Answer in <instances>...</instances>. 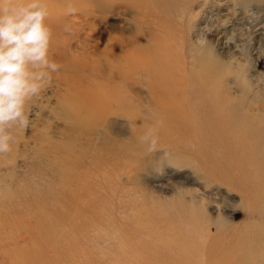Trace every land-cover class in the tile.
Masks as SVG:
<instances>
[{
  "label": "rangeland",
  "instance_id": "obj_1",
  "mask_svg": "<svg viewBox=\"0 0 264 264\" xmlns=\"http://www.w3.org/2000/svg\"><path fill=\"white\" fill-rule=\"evenodd\" d=\"M45 2L49 11L66 12V25L71 20L72 25L76 22V38H71V30H75L72 26L69 32L63 30V36H70L74 52L83 51L77 43L84 36L96 44L101 31L135 38L141 33L145 38L152 36L149 30L156 38L147 42L146 49L164 52L166 61L162 63L175 77L164 82L160 65H154L155 76L149 71L152 77L145 71H132L134 79L121 92L130 106L122 107L121 114H112L95 137L105 156L121 145V159L109 161L119 165H101L106 174L75 178L77 174L73 173L69 177L65 165L69 159L57 157L65 151L61 144L54 146L52 156L43 161L35 150L36 134H44L47 123L52 127L63 125L52 110L57 85L52 81L37 101L29 102L33 113L29 128L17 130L16 142L11 145L14 150L0 154V264H264V0ZM69 5L74 12L68 11ZM133 46L121 45V53ZM147 82L156 86L150 92L152 96L146 90ZM233 115L240 120L238 134L234 127L228 128L229 122L233 125ZM150 130L157 138L152 152L143 139ZM50 145L44 143L46 148ZM72 178L75 182L68 183Z\"/></svg>",
  "mask_w": 264,
  "mask_h": 264
},
{
  "label": "bare ground",
  "instance_id": "obj_2",
  "mask_svg": "<svg viewBox=\"0 0 264 264\" xmlns=\"http://www.w3.org/2000/svg\"><path fill=\"white\" fill-rule=\"evenodd\" d=\"M89 10V9H88ZM144 11V10H139ZM87 12V11H86ZM94 12V11H92ZM99 13V12H98ZM66 14V12H65ZM63 13H60L59 11H49V17L47 19V23L50 26L52 30V38L50 42V48H49V59L56 62L59 65V69L57 72L52 73V81H54L55 85H57V91L55 89L54 94L57 95V100L55 102V106L52 110H55V116L60 117L63 120L62 127H52L51 123H47L44 125V129L42 131H45L44 134L42 132H39V134H36L35 137V144L37 148L35 149L37 151V154L39 156H42V160L46 156H52L50 155V151L52 148L56 145L61 144L65 151L58 153L57 157H61L62 160L69 159V162L65 165L69 168V177L72 176V174H77L74 176L77 178L79 175L85 176V175H94V174H106V170H103L101 165H113V168L116 167L119 164H111L114 162H109L113 158L119 159L121 156V145H119L118 148H116L112 153L105 156L104 153H102V146L99 144L98 140H96V135H99L100 127L103 125V122L106 123V121L110 118L112 114H121V108H125L130 106L126 105V100L124 96L121 94L122 89L127 88V86L130 84V82L134 79V75L132 76L131 73L133 72H146L150 77H152L151 74H149V71L153 72L155 76V70L154 65L159 66L160 74L162 80L167 83V81H171V79L174 76L173 73H171L168 70V67L164 65L162 62H165L166 59L165 53L162 52H156V50L152 49H146L148 47L149 40H155L156 37L154 33H151L149 30L147 31L148 34L152 35L151 37L146 35L147 37L143 38L141 37V33H137V37H131L126 34H114L109 31H101V34L97 36V40H99L96 44H91L89 42L90 37L84 36L79 43V46L83 50L81 53H76L72 49V42L71 38H76L78 36V28L75 25L76 22L70 21L71 23H66L67 15ZM95 14V13H93ZM135 18V17H134ZM135 23L139 26L140 24L137 23V19L135 20ZM146 24V23H145ZM66 25V27H64ZM69 26H72L75 30H71V38L70 36H63V30L64 32H69ZM148 29L150 25L147 26ZM138 28V27H137ZM140 29V28H139ZM141 31V29H140ZM143 33V32H142ZM74 34V36H73ZM90 35V34H89ZM144 35V34H143ZM145 36V35H144ZM134 46L126 53H121V45H128ZM70 45V46H69ZM152 45V43H151ZM175 46V45H174ZM165 49H168V47H165ZM163 50V49H161ZM186 50V49H185ZM186 53V52H185ZM189 55V54H188ZM156 61V62H155ZM65 63L64 65H61V63ZM157 70V71H159ZM133 71V72H132ZM157 74V73H156ZM189 75V74H188ZM197 75V74H196ZM153 76V77H154ZM157 77V76H156ZM133 78V79H132ZM188 78V77H187ZM197 78V77H196ZM138 79L140 77L138 76ZM147 81H149L152 78H146ZM160 80V79H158ZM188 80V79H187ZM141 81V80H140ZM218 81V80H217ZM135 82V81H134ZM133 82V83H134ZM139 82V81H138ZM142 82V81H141ZM145 82V81H144ZM161 82V80H160ZM191 82V81H190ZM52 83V82H51ZM140 83V82H139ZM163 83V81L161 82ZM214 83V82H213ZM172 84V83H171ZM180 84V83H179ZM198 84V83H197ZM216 84V83H215ZM219 84V82H218ZM146 90H148L149 96H152L150 92H152L156 86L154 84H150L147 82L145 83ZM168 85V84H167ZM189 85V84H188ZM159 86V85H158ZM164 86V85H163ZM161 87V86H160ZM170 87V85H169ZM168 87V88H169ZM204 87V86H203ZM207 87V86H206ZM213 87V86H212ZM167 88V87H166ZM182 88V87H181ZM219 88V87H217ZM200 89V88H199ZM203 89V88H202ZM212 89V88H211ZM53 90V89H52ZM166 90V89H165ZM169 90V89H168ZM216 90V89H215ZM171 91V90H169ZM196 91V90H195ZM200 91V90H199ZM45 92V91H44ZM156 92V91H155ZM182 92V91H181ZM194 92V91H193ZM201 92V91H200ZM47 93V92H46ZM161 93V92H160ZM196 93V92H195ZM199 93V92H198ZM210 93V90H209ZM212 93V92H211ZM159 94V92H158ZM177 94V93H176ZM179 94V93H178ZM183 93H181L182 95ZM197 94V93H196ZM42 95V92L41 94ZM156 95V94H155ZM203 95V92H202ZM47 96V95H46ZM196 96V95H195ZM198 96V95H197ZM200 96V95H199ZM43 97V96H42ZM56 97V96H55ZM188 97V96H187ZM50 98V97H49ZM177 98V97H176ZM42 99V98H41ZM40 99V100H41ZM169 99V98H168ZM188 99V98H187ZM211 99V98H210ZM214 100V98H212ZM152 100V99H151ZM171 100V99H170ZM174 100V99H173ZM202 100V98H201ZM32 101H37V98H35ZM50 101V100H49ZM180 101V100H179ZM196 101V100H195ZM204 101V97H203ZM202 101V102H203ZM206 101V100H205ZM210 101V100H209ZM175 102V101H174ZM190 102V101H189ZM227 102V101H225ZM39 103V102H38ZM47 103V102H46ZM177 103V102H175ZM193 103V102H192ZM201 103V102H200ZM222 103V102H221ZM37 104V103H36ZM207 104V103H206ZM209 104V103H208ZM212 104V103H211ZM210 104V105H211ZM217 102L214 104L216 105ZM223 104V103H222ZM39 108L43 106V100L39 104ZM53 105V104H52ZM203 105V104H202ZM209 105V106H210ZM184 106V105H183ZM208 106V107H209ZM219 106V105H218ZM175 107V105H174ZM182 107V106H180ZM197 107V106H196ZM206 107V106H205ZM222 107V106H221ZM122 108V109H123ZM164 108V107H163ZM191 108V107H190ZM216 108V107H212ZM35 109V108H34ZM37 109V108H36ZM43 109V108H42ZM174 109V108H173ZM179 109V108H178ZM183 109V108H182ZM211 109V108H210ZM218 107L216 108V110ZM221 109V108H220ZM167 110V109H166ZM184 110V109H183ZM187 110V109H185ZM223 110V109H222ZM33 111V109H32ZM168 111V110H167ZM178 111V110H177ZM214 111V110H213ZM224 111V110H223ZM53 112V111H52ZM51 112V113H52ZM174 112V111H173ZM171 112V113H173ZM54 113V112H53ZM52 113V114H53ZM176 113V112H175ZM219 113V112H218ZM234 113V112H232ZM211 114V113H210ZM180 116V115H179ZM197 116V113H196ZM210 116V115H209ZM217 116V115H216ZM221 116V115H220ZM223 116V115H222ZM236 116V115H235ZM234 115L232 118L236 121H232L233 125H230L231 123H228L229 127H234V129L240 132V120L238 117H235ZM178 117V116H177ZM213 117V116H211ZM244 118V116L242 115ZM53 118V117H51ZM172 118V117H171ZM174 118V116H173ZM186 118V117H185ZM193 118V117H192ZM199 118V117H198ZM218 118V117H217ZM242 118V120H243ZM175 119V118H174ZM188 119V118H187ZM212 119V118H211ZM214 119V118H213ZM192 120V119H191ZM204 120V119H203ZM181 121V120H180ZM215 121V120H214ZM221 121V120H220ZM45 122V121H44ZM178 122V121H177ZM174 122V123H177ZM183 122V121H182ZM242 122V121H241ZM245 122V121H244ZM104 123V124H105ZM224 122H222L223 125ZM185 124V123H184ZM220 124V123H219ZM226 124V123H224ZM248 124V123H247ZM178 125V124H177ZM183 125V124H181ZM179 126V125H178ZM205 126V125H204ZM224 126V125H223ZM222 126V127H223ZM226 126V125H225ZM224 126V127H225ZM251 126V125H247ZM42 128V127H41ZM104 128V127H103ZM227 128V127H225ZM255 128V127H254ZM216 129V128H215ZM187 130V129H186ZM224 130V129H223ZM222 130V131H223ZM234 130V131H235ZM220 131L219 135L223 136L224 132ZM186 132V131H185ZM195 132V130H194ZM20 133V131H19ZM37 133V132H36ZM229 133V132H228ZM35 134V133H34ZM33 134V135H34ZM218 134V133H217ZM238 134V133H237ZM235 134V136L237 135ZM248 134L251 136L252 134L248 132ZM257 137H259L258 133H255ZM228 135V134H227ZM254 135V136H256ZM195 136V135H194ZM226 136V135H225ZM230 136V135H228ZM252 136V137H254ZM262 136V135H261ZM239 137V136H238ZM18 138V137H17ZM47 138V139H46ZM197 138V135H196ZM199 138V137H198ZM251 138V137H249ZM240 139V138H238ZM237 139V140H238ZM26 140V139H25ZM257 140V139H256ZM197 141V139H196ZM34 142V141H33ZM205 142V141H204ZM222 142V141H221ZM225 142V140H224ZM223 142V143H224ZM44 143L47 145L50 143V147L46 148L44 147ZM239 143V142H238ZM264 143V142H263ZM30 144V143H29ZM258 144V143H257ZM20 145V144H19ZM234 145V143H233ZM241 146V145H240ZM15 147V146H14ZM29 147V146H28ZM57 147V146H56ZM220 147V146H219ZM239 147V145L237 146ZM244 147V146H243ZM249 147V146H248ZM251 147V146H250ZM264 147V146H263ZM262 147V149H263ZM27 148V147H26ZM223 148V147H222ZM242 148V147H241ZM247 148V147H246ZM246 148L244 150H246ZM255 148V147H254ZM225 149V148H224ZM260 149V147H258ZM14 150L13 147L11 148V151ZM29 150V149H28ZM226 150V149H225ZM242 150V149H240ZM251 150V149H250ZM264 150V149H263ZM10 151V152H11ZM16 151V150H15ZM18 151H20L18 149ZM26 151V150H24ZM35 151V152H36ZM247 151H249L247 149ZM33 152V151H32ZM243 152V151H242ZM241 152V154H242ZM245 152V151H244ZM52 153V152H51ZM256 153V152H255ZM260 153V152H259ZM15 154V153H14ZM30 154V152L28 153ZM34 154V152H33ZM251 154V153H250ZM16 155V154H15ZM245 155V153L243 154ZM258 155V153H257ZM30 156V155H29ZM56 156V155H55ZM73 156V158L71 157ZM247 156V155H246ZM253 156V155H252ZM12 157V156H11ZM37 157V156H35ZM108 157L109 159H107ZM22 158V157H20ZM31 159L33 157H30ZM258 158V157H257ZM6 159V158H5ZM41 159V158H40ZM49 162H52L50 157H47ZM53 159V157H52ZM121 159V158H120ZM252 159V158H251ZM41 160V161H42ZM24 161V160H23ZM37 161V160H36ZM44 161V160H43ZM46 161V160H45ZM67 161V160H65ZM3 162V161H2ZM5 162V161H4ZM250 162V161H249ZM248 162V163H249ZM252 162V160H251ZM48 163V162H47ZM246 163V162H245ZM42 164V163H41ZM4 165V164H2ZM45 166V163H43ZM42 165V166H43ZM58 165V164H57ZM56 165V166H57ZM29 166V165H28ZM60 166V164H59ZM258 166V165H257ZM37 167V166H36ZM254 167V166H253ZM251 167V168H253ZM261 167V166H260ZM47 168V167H46ZM62 168V167H61ZM256 169V165L254 167ZM253 168V169H254ZM28 170V169H27ZM26 170V171H27ZM61 170V169H60ZM258 170V169H257ZM261 170V169H260ZM260 170L258 173H260ZM264 170V169H263ZM55 171V170H54ZM59 171V170H58ZM60 172V171H59ZM262 172V171H261ZM43 173V172H42ZM58 173V172H57ZM97 174V175H98ZM49 175V173H48ZM59 175V174H58ZM47 176V175H46ZM51 176V175H50ZM54 176V175H53ZM52 176V177H53ZM101 177V176H100ZM60 178V177H59ZM58 178V179H59ZM95 178V177H94ZM93 178V180H94ZM55 179V178H54ZM80 179V178H79ZM96 179V178H95ZM101 179V178H100ZM11 180V179H10ZM32 180V179H31ZM88 180V179H87ZM21 181V180H20ZM53 181V180H52ZM80 181V180H79ZM44 182V181H42ZM75 180L69 179L68 183H73ZM77 182V181H76ZM87 182V181H84ZM93 182V181H92ZM97 182V181H96ZM57 183V181H56ZM79 183V182H77ZM95 183V182H94ZM8 183H6L7 185ZM36 184V183H35ZM49 184V183H48ZM21 185V184H20ZM37 185V184H36ZM47 185V184H45ZM53 185V184H52ZM74 185V184H73ZM85 185V183H84ZM83 185V186H84ZM43 186V185H42ZM71 186V185H70ZM80 187V184L78 185ZM90 186V185H89ZM97 186V185H96ZM103 186V185H102ZM17 187V186H16ZM19 187V186H18ZM62 187V186H61ZM93 187V186H92ZM7 188V187H6ZM10 189L11 187L8 186ZM44 188V187H43ZM56 189V187H54ZM67 189V188H66ZM74 189V188H73ZM88 189V188H87ZM8 190V189H7ZM53 190V189H52ZM62 190V189H61ZM71 190V189H70ZM76 190V189H74ZM86 190V189H85ZM97 190V189H96ZM9 191V190H8ZM12 191V189L10 190ZM16 191V190H15ZM57 191V190H56ZM80 191V190H79ZM83 191V190H82ZM14 192V191H13ZM47 192V191H46ZM3 193V192H2ZM11 193V192H9ZM57 193V192H56ZM59 193V192H58ZM82 193V192H81ZM5 194V193H4ZM16 194V193H15ZM52 194V193H50ZM69 194V193H68ZM95 194V193H94ZM3 195V194H2ZM13 195V193H12ZM40 195V193H39ZM49 195V194H48ZM74 195V194H73ZM72 195V197H73ZM81 195V194H80ZM89 195V194H87ZM16 196V195H15ZM42 196V195H41ZM53 196V195H52ZM56 196V195H54ZM75 196V195H74ZM94 196V195H93ZM33 197V196H32ZM60 197V196H59ZM66 197V196H65ZM69 197V196H68ZM67 197V198H68ZM101 197V195H100ZM17 198V197H16ZM34 198V197H33ZM74 198V197H73ZM4 199V198H3ZM2 199V200H3ZM22 199V198H21ZM32 199V198H31ZM43 199V198H42ZM55 199V198H53ZM72 199V198H71ZM103 199V198H102ZM5 200V199H4ZM14 200V199H13ZM20 200V199H19ZM17 200V201H19ZM30 200V199H29ZM44 200V199H43ZM62 200V199H61ZM68 200V199H66ZM75 200V199H74ZM37 201V200H36ZM69 201V200H68ZM72 201V200H71ZM95 201V200H94ZM20 202V201H19ZM34 202V199H33ZM47 202V201H46ZM73 202V201H72ZM88 202V201H87ZM93 202V201H92ZM36 203V202H35ZM39 204V203H38ZM52 204V203H51ZM80 204V203H79ZM86 204V203H85ZM90 204V203H89ZM98 204V203H97ZM7 205V203H6ZM15 205V204H14ZM19 205V204H18ZM27 205V204H26ZM33 205V204H32ZM59 205V204H58ZM81 205V204H80ZM95 205V204H94ZM8 206V205H7ZM21 206V205H20ZM42 206V204H41ZM68 206V204H67ZM69 207V206H68ZM38 208V207H37ZM30 209V208H29ZM35 209V208H34ZM51 209V208H49ZM82 209V208H81ZM12 210V209H10ZM9 210V211H10ZM25 210V209H24ZM41 210V209H40ZM44 210V209H43ZM54 210V209H53ZM68 210V209H67ZM185 210V209H184ZM4 211V209H3ZM55 211V210H54ZM63 211V210H62ZM183 211V210H182ZM5 212V211H4ZM14 212V211H13ZM43 212V211H41ZM48 212V211H46ZM58 212V211H56ZM67 212V211H66ZM79 212V211H78ZM6 213V212H5ZM12 213V212H11ZM52 213V211H51ZM60 213V212H59ZM72 213V212H71ZM82 213V211H81ZM102 213V212H101ZM39 214V213H38ZM188 214V213H187ZM186 214V215H187ZM13 215V213H12ZM28 215V214H27ZM33 215V214H32ZM43 213L41 214V216ZM50 215V214H49ZM48 215V216H49ZM56 215V213H55ZM185 215V216H186ZM40 216V215H39ZM182 216V215H181ZM2 217V216H1ZM0 217V218H1ZM4 217V216H3ZM6 217V216H5ZM4 217V218H5ZM14 217V216H12ZM31 217V216H29ZM47 217V215H46ZM51 217V216H50ZM59 217V216H57ZM61 217V216H60ZM64 217V216H63ZM67 217V216H66ZM188 217V216H187ZM10 218V217H9ZM48 218V217H47ZM68 218V217H67ZM79 219V217H77ZM25 219V218H24ZM39 219V217H38ZM43 218H40L42 220ZM49 219V218H48ZM53 219V218H52ZM62 219V218H61ZM60 219V221H61ZM2 220V219H0ZM16 220V219H15ZM27 220V219H26ZM44 220V219H43ZM56 220V219H55ZM64 220V218H63ZM75 220V219H74ZM7 221V220H6ZM66 221V220H65ZM3 222V221H2ZM14 222V219H13ZM46 222V221H45ZM48 222V221H47ZM8 223V221H7ZM16 223V222H14ZM24 223V222H23ZM31 223V222H30ZM43 223V222H42ZM49 223V222H48ZM48 223H45L48 225ZM56 223V222H55ZM69 223V222H68ZM4 224V223H3ZM21 224V223H20ZM41 224V223H40ZM89 224V223H88ZM102 224V223H101ZM8 225V224H7ZM44 225V223H43ZM46 225V229L48 226ZM87 225V224H86ZM91 225V224H90ZM189 225V224H188ZM4 226V225H3ZM37 226V224H36ZM35 226V227H36ZM49 226H51L49 224ZM61 226V224H60ZM78 226V225H77ZM88 226V225H87ZM101 226V225H100ZM182 226V225H181ZM2 227V226H1ZM5 227V226H4ZM8 227V226H7ZM21 227V226H20ZM29 227V226H28ZM42 227V226H41ZM39 227V228H41ZM53 228L55 226H52ZM70 227V226H69ZM90 227V226H89ZM99 227V226H98ZM12 228V227H11ZM14 228V227H13ZM25 228V227H24ZM30 228V227H29ZM33 228V227H32ZM44 228V227H43ZM57 228V227H56ZM75 228V227H74ZM78 228V227H77ZM88 228V227H87ZM86 228V229H87ZM91 228V227H90ZM100 228V227H99ZM185 228V227H184ZM191 228V227H189ZM10 229V228H9ZM18 229V228H16ZM31 229V228H30ZM50 229V227L48 228ZM48 229L46 231H48ZM102 229V228H101ZM2 230V229H1ZM4 230V229H3ZM2 230V231H3ZM23 230V229H22ZM32 230V229H31ZM55 230V228H54ZM60 230V229H58ZM105 230V229H104ZM103 230V232H104ZM187 230V229H185ZM13 231V230H12ZM40 231H42L40 229ZM51 231V230H50ZM69 231V229H68ZM178 231V230H177ZM193 231V230H192ZM191 231V232H192ZM205 231V230H204ZM14 232V231H13ZM62 232V231H60ZM83 232V231H82ZM92 232V231H90ZM96 232V231H95ZM100 232V231H99ZM98 232V233H99ZM194 232V231H193ZM3 233V232H2ZM20 233V232H19ZM38 233V232H37ZM40 233V232H39ZM42 233V232H41ZM65 233V231H64ZM76 233V232H75ZM93 233V232H92ZM190 233V232H189ZM188 233V234H189ZM204 233V232H202ZM5 234V233H4ZM3 234V235H4ZM12 234V232H11ZM21 234V233H20ZM34 234V233H33ZM45 234V233H44ZM47 234V233H46ZM45 234V235H46ZM58 234V233H57ZM81 234V233H80ZM101 234V233H100ZM99 234V236H100ZM104 234V233H103ZM173 234V233H172ZM194 234V233H193ZM205 234V233H204ZM18 235V234H17ZM53 234H51L52 236ZM79 235V234H78ZM176 235V234H175ZM184 235V234H183ZM237 235V234H235ZM5 236V235H4ZM33 236V235H32ZM42 236V235H39ZM55 236V235H54ZM92 236V235H91ZM174 236V235H173ZM180 236V235H179ZM188 236V235H186ZM193 236V235H192ZM201 236V235H200ZM199 236V237H200ZM210 236V235H209ZM43 237V236H42ZM41 237V238H42ZM86 237V236H85ZM84 237V238H85ZM230 237V236H229ZM2 238V237H1ZM22 238V237H21ZM34 238H37L34 237ZM56 237H54L55 239ZM91 238V237H90ZM96 238V237H95ZM98 238V237H97ZM96 238V239H97ZM175 238V237H174ZM179 238V237H177ZM209 238V237H208ZM211 238V237H210ZM209 238V239H210ZM235 238V237H234ZM3 239V238H2ZM27 239V238H26ZM30 239V237H29ZM49 239V238H48ZM64 239V238H63ZM62 239V240H63ZM88 239V238H87ZM101 239V238H100ZM226 239V238H225ZM224 239V240H225ZM32 240V239H31ZM39 240V239H37ZM43 240V239H42ZM51 240V239H50ZM72 240V238H71ZM93 241V239L91 238ZM102 240V239H101ZM104 240V239H103ZM194 240V239H193ZM201 240V239H200ZM206 240V239H205ZM5 241V240H4ZM9 241V240H8ZM24 241V240H23ZM83 241V240H82ZM89 241V240H88ZM87 241V242H88ZM91 241V242H92ZM96 241V240H95ZM112 241V240H110ZM181 240L178 239L177 242H180ZM221 241V240H220ZM246 241V240H245ZM25 242V241H24ZM34 242V241H33ZM32 242V243H33ZM46 242V241H45ZM59 242V241H58ZM90 242V241H89ZM94 242V241H93ZM113 242V241H112ZM111 242V243H112ZM184 242V241H183ZM196 242V241H195ZM194 242V243H195ZM225 242V241H224ZM223 242V243H224ZM232 242V241H231ZM6 243V241H5ZM23 243V242H22ZM36 243V242H35ZM67 243V242H66ZM65 243V244H66ZM73 243V241H72ZM81 243V242H80ZM102 243V242H101ZM108 243V242H107ZM182 243V242H180ZM203 243V242H202ZM220 243V242H219ZM222 243V242H221ZM229 243V242H228ZM244 243V242H243ZM26 244V243H25ZM47 244V243H46ZM64 244V246H65ZM74 244V243H73ZM78 244V243H77ZM90 244V243H89ZM94 244V243H93ZM110 244V242H109ZM205 243H203L204 245ZM217 243H215L216 245ZM226 244V243H225ZM18 245V244H17ZM16 245V246H17ZM39 245V244H38ZM50 245V244H49ZM55 245V244H54ZM111 245V244H110ZM117 245V244H116ZM228 245V244H227ZM231 245V244H230ZM243 245V244H242ZM2 246V245H1ZM21 246V244L19 245ZM23 246V245H22ZM28 246V244H27ZM80 246V244H79ZM83 246V245H82ZM96 245H94L95 247ZM219 247V244L217 245ZM216 246V247H217ZM24 247V246H23ZM35 247V246H34ZM33 247V248H34ZM48 247V246H47ZM98 247V246H97ZM104 247V246H103ZM110 247V246H109ZM204 247V246H203ZM10 248V247H9ZM18 248V247H17ZM28 248V247H27ZM26 248V249H27ZM41 248V247H40ZM72 249V247H70ZM74 248V247H73ZM91 248V247H89ZM215 248V247H214ZM237 248V247H236ZM80 249V248H78ZM119 249V248H118ZM183 249V248H182ZM213 249V248H212ZM211 249V251H212ZM224 249V248H223ZM234 249V247H233ZM1 250V249H0ZM7 250V249H6ZM5 250V251H6ZM40 250V249H39ZM43 250V249H42ZM69 250V248H68ZM74 250V249H73ZM92 250V249H91ZM103 250V249H101ZM176 250V249H175ZM210 250V249H209ZM208 250V251H209ZM218 250V249H216ZM2 251V250H1ZM20 251V249H19ZM25 251V250H24ZM26 250L25 252H27ZM38 251V250H37ZM36 251V252H37ZM41 251V250H40ZM48 251V250H47ZM53 251V250H52ZM57 251V250H56ZM89 251V250H88ZM105 251V248H104ZM181 251V250H180ZM187 251V249H186ZM189 251V250H188ZM215 251V250H214ZM223 251V250H220ZM235 251V250H234ZM12 252V251H11ZM16 252V251H14ZM13 252V253H14ZM35 251H33L34 253ZM44 252V251H43ZM49 252V251H48ZM63 252V251H62ZM80 252V251H79ZM91 252V251H90ZM106 252V251H105ZM116 252V251H115ZM183 252V251H182ZM205 252V251H204ZM216 252V251H215ZM6 253V252H5ZM38 253V252H37ZM47 253V252H46ZM58 253V251H57ZM92 253V252H91ZM90 253V254H91ZM107 253V252H106ZM210 253V252H209ZM208 253V254H209ZM224 253V252H223ZM1 254V253H0ZM16 254H18L16 252ZM44 254V253H43ZM70 254V253H69ZM78 254V253H77ZM206 254V253H205ZM213 254V252H212ZM5 255V254H4ZM10 255V254H9ZM47 255V254H46ZM62 255V254H61ZM88 255V254H87ZM102 255V254H101ZM121 255V254H119ZM220 256V254H218ZM223 255V254H222ZM228 255V254H227ZM21 256L18 254V257ZM79 256V255H78ZM92 256V255H91ZM98 256V255H97ZM114 256V255H113ZM212 256V255H211ZM218 256V257H219ZM1 257V256H0ZM25 257V256H24ZM23 257V258H24ZM44 257V256H43ZM47 257V256H46ZM50 257V256H49ZM66 256H64L65 258ZM73 257V256H70ZM104 257V256H103ZM7 258V256H6ZM10 258V256H9ZM21 258V257H19ZM38 258V256H37ZM98 258V257H97ZM106 258V257H105ZM210 258V257H209ZM14 259V258H13ZM17 259V258H16ZM25 259V258H24ZM27 259V258H26ZM40 259V258H38ZM71 259V258H70ZM86 259V258H83ZM11 260V258H10ZM18 260V259H17ZM16 260V261H17ZM49 260V259H48ZM51 260V259H50ZM57 260V259H56ZM61 260V259H60ZM72 260V259H71ZM81 260V259H80ZM93 260V259H92ZM222 260V259H221ZM220 260V261H221ZM4 261V260H3ZM23 261V260H22ZM34 261V260H33ZM38 261V260H37ZM75 261V260H74ZM87 262V260H85ZM96 263V259L94 260ZM43 262V261H42ZM45 262V261H44ZM68 262V261H67ZM66 262V263H67ZM76 262V261H75ZM109 262V261H108ZM200 262V261H199ZM18 263V261H17ZM103 263V262H102ZM101 263V264H102ZM20 264V263H18ZM24 264V262L22 263ZM41 264V263H40ZM52 264V262H51ZM57 264V263H56ZM64 264V263H63ZM70 264V263H69ZM107 264V263H106ZM113 264V263H111Z\"/></svg>",
  "mask_w": 264,
  "mask_h": 264
},
{
  "label": "clouds",
  "instance_id": "obj_3",
  "mask_svg": "<svg viewBox=\"0 0 264 264\" xmlns=\"http://www.w3.org/2000/svg\"><path fill=\"white\" fill-rule=\"evenodd\" d=\"M68 11L75 9L69 5ZM45 0H0V154L11 151L15 132L28 129L33 115L29 102L50 86L59 65L49 59L52 30ZM156 150L150 130L143 137Z\"/></svg>",
  "mask_w": 264,
  "mask_h": 264
}]
</instances>
